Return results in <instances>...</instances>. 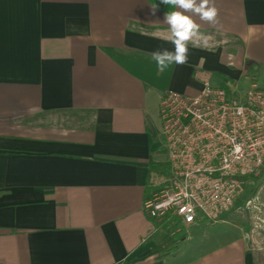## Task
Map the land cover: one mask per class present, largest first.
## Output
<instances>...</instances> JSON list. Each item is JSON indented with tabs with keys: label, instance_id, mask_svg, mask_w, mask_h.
I'll use <instances>...</instances> for the list:
<instances>
[{
	"label": "crops",
	"instance_id": "1",
	"mask_svg": "<svg viewBox=\"0 0 264 264\" xmlns=\"http://www.w3.org/2000/svg\"><path fill=\"white\" fill-rule=\"evenodd\" d=\"M214 4L217 23L192 16L188 63L159 72L151 53L173 45L148 0H0V264H264L234 211L159 260L144 209L151 162L168 159L166 93L264 69V0Z\"/></svg>",
	"mask_w": 264,
	"mask_h": 264
},
{
	"label": "built area",
	"instance_id": "2",
	"mask_svg": "<svg viewBox=\"0 0 264 264\" xmlns=\"http://www.w3.org/2000/svg\"><path fill=\"white\" fill-rule=\"evenodd\" d=\"M160 117L170 176L145 212L189 227L219 222L264 172V89L241 94L206 80L195 96L167 92Z\"/></svg>",
	"mask_w": 264,
	"mask_h": 264
},
{
	"label": "rangeland",
	"instance_id": "3",
	"mask_svg": "<svg viewBox=\"0 0 264 264\" xmlns=\"http://www.w3.org/2000/svg\"><path fill=\"white\" fill-rule=\"evenodd\" d=\"M251 65V78L247 81H244L240 85V89L237 88L235 84H228L226 87H228L229 90L237 91L241 94H245L253 86H257V84L261 89H264V81L259 78V75L264 74V69L256 67L253 64ZM163 154L166 155V150L163 151ZM164 160L166 162L168 159L164 156ZM164 181L165 179L160 180L159 178L155 180L152 179L150 181L151 185L154 186L153 188L155 193H160L162 191L164 188ZM233 211L232 217L230 218L233 223H237L238 225L244 223L249 229L256 227V232H258L259 235L264 236V178L258 180L256 183L251 182V184L247 186L237 207H235ZM238 219L240 220L239 222L237 221ZM193 228L195 227L185 226L179 222L171 226L170 230H165L164 234L178 240V244H169L166 249L162 250L161 252H157V255H159V260L175 257L176 252L180 249V245L186 239L191 237ZM230 232H232V234H237L238 230L233 228L227 229V234H230Z\"/></svg>",
	"mask_w": 264,
	"mask_h": 264
},
{
	"label": "clouds",
	"instance_id": "4",
	"mask_svg": "<svg viewBox=\"0 0 264 264\" xmlns=\"http://www.w3.org/2000/svg\"><path fill=\"white\" fill-rule=\"evenodd\" d=\"M161 3L177 9L166 12L163 18L171 33L169 42L173 49L158 48L151 53L157 70L164 72L171 65L188 63V45L199 31V26L193 21L192 16H199L201 20L215 24L218 22V9L214 0H161ZM152 12L155 14L156 6H153Z\"/></svg>",
	"mask_w": 264,
	"mask_h": 264
},
{
	"label": "trees",
	"instance_id": "5",
	"mask_svg": "<svg viewBox=\"0 0 264 264\" xmlns=\"http://www.w3.org/2000/svg\"><path fill=\"white\" fill-rule=\"evenodd\" d=\"M150 1L156 8H158L160 11H162L164 14L168 11H175V8H172L169 5H165L161 3V0H148ZM152 173L157 176L158 178L167 179L170 176V164L168 162H151V170H150V177L152 176ZM264 178V172H260L256 175H252L248 180L252 183H256L258 180H261ZM176 222V219L172 216H167L162 221L158 222L157 225V231L158 238L160 239V243L158 245V250L161 252L162 250L166 249L169 244L174 245L178 244V240L175 238L169 237L165 234H161L163 230L170 227L172 224ZM170 248V247H169ZM126 264H131V262H128Z\"/></svg>",
	"mask_w": 264,
	"mask_h": 264
}]
</instances>
